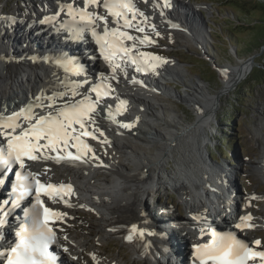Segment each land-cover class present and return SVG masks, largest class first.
I'll use <instances>...</instances> for the list:
<instances>
[{"label":"bare ground","instance_id":"1","mask_svg":"<svg viewBox=\"0 0 264 264\" xmlns=\"http://www.w3.org/2000/svg\"><path fill=\"white\" fill-rule=\"evenodd\" d=\"M19 1H21L22 5H20L18 9L23 12H25L24 9L30 10L31 13L36 12L41 7L39 0ZM42 1L49 2L50 0ZM186 3H179L181 8L179 9L178 15L181 19H179L178 22L189 30L191 39L193 41L194 38L196 39L194 41L195 43L205 46L204 24L203 28H194V25L200 23H198V19L194 16L197 10L194 9L195 12L192 9L190 10ZM172 19L174 21L177 20V18ZM200 20L202 22V19ZM4 22L13 27L17 26L12 20ZM40 25L41 24H36L34 27ZM164 30L170 29H168L166 24L161 20H157L154 24V34L157 35V33H159L158 36L160 37L161 34H164ZM192 30H194V33ZM197 34L200 35L199 38ZM167 36L172 40L175 39L172 35ZM202 36L204 40H202ZM176 41L177 40H175V42ZM7 48H11L13 52L12 56L23 59L24 57L27 59L31 57V52L27 48H24L23 43L18 40H13L8 43L0 42V56L11 55L7 52ZM48 54H50V52H48ZM91 54L96 56L94 47L92 48ZM76 56L80 59L84 57L83 53L78 50L73 52L72 57L67 58V60L75 61ZM125 58L132 60V57L128 55ZM47 59L54 63L64 60L58 59L55 53L50 55ZM248 65V62L245 61L235 67H230V69H233L231 70V75L234 77L233 82H228L226 79H230L231 75L227 76L224 80V87L228 88L230 85L237 83L236 81L246 72ZM20 66L21 67L16 69L14 65L0 62V106L7 105V107H11L13 102H18L20 105L26 100L29 94L33 93V90L38 85L44 83L53 84L47 77L42 76L43 72L47 70L46 68L35 70L30 65ZM173 67L174 68L169 70L171 73L170 76H175L182 80L184 78L183 71L182 74L179 69L175 68L176 64H174ZM92 75L96 83L98 79L101 78L98 70H96L95 73L92 72ZM191 84L193 88L196 86L194 91L196 94L201 95L202 98L190 96L184 98V100L189 104H193L194 108L196 106L199 121L196 125L201 126L205 124H203V122L207 121L205 120L206 117L209 116L211 118L214 115V108L216 107V102H218L220 94H217L219 96H211L200 84L195 82H191ZM163 88L165 89L164 86H158L157 92L163 91ZM124 92L128 94V97L133 99V104L137 105L138 112L144 109V112L141 113L143 115L146 114V116L144 115L143 117H147L145 120L150 129H148L149 131L142 129V125L140 126L137 123H144L145 120L141 118L142 116H139V113L130 109L128 112V121L125 124H132L133 126L130 128L121 127L113 129L112 151L108 152V163L97 169L88 170L86 173L76 170L72 172V178L77 183L82 196L87 201H93L94 198L97 199L93 204V215L95 217V224H97V233L94 237L95 239H91V237H75L73 234H68V225L70 224L60 223L58 224L59 232L62 234V237L68 236V240L64 241L62 239V241L59 242V246L63 251L67 249V251H64L65 257L71 262L74 260L75 262L87 263L89 261L86 259V253H89L92 254L97 264H126V262H123L124 258L112 259L110 261L105 260L103 257L101 258L100 252L96 246L97 244L102 245L105 241L117 240L116 238H119L124 244H127L128 242H125L123 233L131 232L132 227L135 226L138 230H143L145 235L141 238L138 234L133 233L134 239L132 242L128 243V245L134 249V255L138 257V259L135 258L133 260L132 264H141L139 263L140 260L147 261L146 259L149 257L158 264H165L161 259H165L167 256L177 260L179 259V261L182 258L183 264H189L187 256L184 254V246H192V244L190 245L188 243L192 236L190 232L191 227L180 229L182 231L181 235L185 240L183 245H174L173 243V245L165 249L158 244H151V240L148 237V234L152 233L150 223L153 222V227H155V229L159 230L163 235L167 237L170 236L173 239L176 231H173L172 227L167 224L172 223L177 226L179 224L181 225L182 221L177 219L171 221V223H166L161 216L145 209L146 201L155 188H161L167 184V181H164L163 177L160 176L163 172L167 174L168 181L172 183L173 189L182 195L181 198L186 207L185 212L195 214L202 209L218 215L219 212L216 210L217 206H214L211 197L213 194H216L218 201L223 204L224 193L221 187L218 186V181H230L229 178L225 176L226 168L223 165L211 166L207 163V156L202 146L198 144L195 145L194 143L196 137V132L194 131L195 125L188 126L181 124L176 120V117L173 116V118L167 119L164 116L162 108L160 107L161 111L158 110L159 106H157L155 102L157 101L156 94L146 92L143 89L134 90L129 86L125 87ZM148 118L151 121H147ZM143 128L145 127L143 126ZM118 132H120V135ZM196 143H198V141ZM134 144H136L135 147ZM140 144L151 146V148L155 149V153L142 151V149L145 150L144 147H136L140 146ZM173 158H176V171L174 172L168 171L167 169L170 165V160ZM256 165L257 169L264 174V154ZM17 173L18 172H15L14 174ZM229 183L231 187H234L232 181ZM208 187L209 192L206 193L205 191ZM154 194L155 195L152 196L153 201H155L156 196H159L156 195L157 193ZM236 195L240 200V195ZM158 199H156V201H158ZM20 205L25 207L23 202H21ZM166 216L170 215L166 214ZM194 222L196 223V221ZM121 224L124 226L122 231L120 227H117V225ZM112 226H114L116 238L109 232V228ZM260 226L264 230V224H260ZM3 238H5V236ZM94 244H96V246Z\"/></svg>","mask_w":264,"mask_h":264},{"label":"rangeland","instance_id":"2","mask_svg":"<svg viewBox=\"0 0 264 264\" xmlns=\"http://www.w3.org/2000/svg\"><path fill=\"white\" fill-rule=\"evenodd\" d=\"M259 1L181 0V3L187 2L186 5L190 10L192 9L191 6L194 8H196V5L200 6L195 13L198 15L196 16L194 14L198 19V23H200L194 25V28H203L204 24L205 40L203 36L202 40H204L206 47L203 44L198 45L195 43V38L193 41L191 37H186L190 42L189 44L174 34L173 31L164 30V34H161L160 37L156 36L158 38V51L167 54V56H172V61L176 62L175 68L179 69L181 73L183 71L184 78L181 80L175 76H170L171 81H163L162 84L166 85L164 86L165 89L163 88V92H159L160 95H156L157 101L155 102L159 106V111L162 108L164 116L167 119H171L173 116L181 124L188 126L195 125L194 131L196 132V137L194 143L195 145L202 146L207 156L208 164L223 165L227 170L230 163L232 167H236V171L231 170V174L233 172L236 174L235 180L237 185H245L247 178L250 184H253V188L256 191L264 193V174L257 169L256 165L264 154V5L263 3H259ZM17 3L18 5H22L19 0H0V6H7L9 9H15ZM241 6H246L248 9L246 10ZM192 10L194 11V9ZM200 19H202V22ZM239 19L241 21L244 19L243 23ZM192 32L194 33V30ZM233 34L237 36L235 37ZM167 35H172L175 39L172 40ZM199 36L197 34L198 38ZM175 40L177 41L175 42ZM7 52L13 55L11 48H7ZM245 61L249 65L244 75L236 81L237 83L225 88L224 80L232 74L231 70H233L230 67H235ZM233 78V75H231V78L226 80L231 83L233 82ZM253 78H257L256 83L251 81ZM191 82L203 86L211 96L220 94V96L217 95L219 99L214 108V115L211 118L209 116L206 117L205 120L207 121L203 122L205 124L201 126L196 125L199 122L196 106L194 108L193 104H189L184 100V98L190 96L202 98L201 95L195 93L194 88L196 86L193 88ZM141 112H144V109ZM146 112L149 113L148 111ZM144 115L146 116V114ZM144 115L142 113L139 114L145 120L147 117H143ZM225 117H235V125L233 126L230 121H224ZM147 121L151 120L148 118ZM137 124L142 125V129H150L147 126L146 120L144 123L140 122ZM224 138L229 140L230 143L231 141H235V146H228L224 142ZM197 141L198 143H196ZM136 147H144L145 150L142 149V151L155 153V149L151 148V146L140 144V146ZM231 155L236 159L233 160V163ZM175 159L170 160V165L167 167L168 171H176ZM160 176L163 177L164 181H167V184L161 188H155L156 190L154 189L151 192L146 201L145 209L155 214L153 205L157 202L156 199L163 198L164 193H169L171 195V201L175 203V206L178 207V211L181 214H176V218L178 219L179 216L180 218H184V210L186 207L181 198L182 195L173 189L172 183L168 181L169 179L166 173L162 172ZM154 193L159 195L155 197V201L152 200V196L155 195ZM238 195H240L241 199L239 201H241L242 195ZM167 209L170 211L169 208ZM165 213L163 217L169 221L176 220L173 219L174 214L167 213L170 216H166ZM88 221L91 222L90 215ZM95 223V219H93L92 224H73V228L68 234H73L75 237L79 236L80 238L91 237V239H95L94 237L97 233V224ZM150 228L152 233L154 231L159 232L151 224ZM181 232L178 229L173 239L168 236L170 239L167 241V244L169 246L173 245V243L174 245L184 244L185 240ZM159 233L162 234L161 232ZM162 236L164 238L167 237L163 234ZM162 236H158V233H156L150 234L149 238L151 242L154 241L153 243L159 244L163 242L164 238ZM116 239L108 242L105 241L103 244L101 243L102 245L97 244L96 246L94 244L98 248L101 258L103 257L107 261L124 258L123 262H126V264H132L135 258L138 259L133 253L134 249L128 244H124L119 238ZM191 240L192 238L188 241L190 245ZM86 255H89V253ZM150 259H146L147 261L139 259V263L158 264ZM161 261L165 264H175L179 259L177 260L167 256L165 259H161Z\"/></svg>","mask_w":264,"mask_h":264},{"label":"snow or ice","instance_id":"3","mask_svg":"<svg viewBox=\"0 0 264 264\" xmlns=\"http://www.w3.org/2000/svg\"><path fill=\"white\" fill-rule=\"evenodd\" d=\"M90 2L95 3L96 0H85V7H87ZM104 7L108 10L109 14L117 20L123 18L124 27H131L130 20L128 16L125 15V10H132L133 6L126 2V0H118L117 4L112 6H109V4L105 2ZM67 8V16L70 18L71 25L81 23L92 26V35L96 37V43L100 45L101 55H103L106 61H110V57L115 53H123L127 56L132 51V49L126 47L120 39H136L127 33L118 31V29L109 31V29L105 27L104 36L101 37L95 31V22L97 20L103 21L105 25L107 24L105 17L98 14L92 15L83 10L76 13L72 5H68ZM114 8H118L119 11L113 10ZM64 11L65 5L62 4L57 13L53 16L43 17L40 23H51L57 16L63 14ZM140 15H143V13H140ZM173 26L176 27V25ZM77 31H79V29H77ZM137 31L144 32L145 29L137 26ZM157 35H159V33H157ZM109 36L112 37V40L108 39ZM145 41L150 42L149 37L144 36L141 43ZM140 58L143 59L153 71H155L158 66L155 62H168L167 60H162L160 57H148L143 53L140 54ZM132 62L135 64L136 58H133ZM59 63L71 65L75 75H79L80 68L83 67L82 65H77L75 61H69L67 59L61 60ZM136 70L140 71L141 69L137 66ZM114 72L115 68H113V73ZM113 78H115L114 75ZM92 91L96 92L98 98L100 97L101 94L98 89L93 88ZM37 99L40 98L38 97ZM49 99L54 100L56 96L49 97ZM121 103L123 104L124 102ZM49 107H53V105H49ZM94 111V103L90 102V97H85L80 103H74L72 105L66 104L65 107L59 110L55 115L50 112L46 116L42 115L36 117L33 114V105L30 104L26 108H22L18 113H14L8 118L7 122H5L3 118H0V129L10 130L4 131L2 133L3 139H0V176H3L12 165H17L21 170L25 169V158L28 160H36L37 156L34 155V153L39 152L41 148L51 149L55 152L59 150L57 147L58 145L62 148H67L71 143V146L77 148L78 151L81 149L91 151L88 145L83 144L81 137L91 136L93 139L96 138L92 132L87 131L86 126V121L93 124L95 123L90 115ZM109 115H111V113H109ZM19 117L29 120L30 127L22 129L17 134L16 129L20 127L17 122ZM75 125H79V134H77ZM122 126L130 128L133 125L124 124ZM100 135H104L102 131ZM42 140L47 141V143L41 144L40 142ZM84 154H86V152L82 153V155ZM82 155H74L72 152H68L66 157L57 156L56 159L58 161L61 159L77 161L82 158ZM17 176L18 180L15 185V190L18 191L21 198L26 194H30L32 180L35 181L36 204L29 210L32 215V225L30 227L23 226L20 231L16 233L18 243L11 247L10 254L7 258V264H57V257L49 251V245L56 242V233L53 228L49 226V217L59 214L50 212L41 200V195L49 194L53 185L42 184L38 179H35V174L32 172L21 171L17 173ZM68 188L71 190V185H69ZM5 203H8V201ZM39 209H43L42 214ZM250 220V215L241 217L242 223L237 224L236 227H250V224L245 223ZM133 233L138 234L141 238L145 235L143 230H138L133 226L130 234L126 236L129 242L134 239ZM254 243L257 246L261 245L260 240H256ZM194 247V254L196 259L199 260V264H208L209 260L214 261V264H248V261H254L257 258L264 261V251H254L247 244L237 240L230 234H218L213 232L210 242ZM64 251H67V249H64Z\"/></svg>","mask_w":264,"mask_h":264},{"label":"trees","instance_id":"4","mask_svg":"<svg viewBox=\"0 0 264 264\" xmlns=\"http://www.w3.org/2000/svg\"><path fill=\"white\" fill-rule=\"evenodd\" d=\"M258 2V1H257ZM259 3H263V5H264V0H260L259 1ZM242 8H244V9H248L246 6H241ZM246 15H247V13H246ZM242 17H244V15H242ZM240 21H241V19H239ZM243 21H244V19L241 21L242 23H243ZM245 23L247 24V21L245 20ZM230 32V31H229ZM233 33V32H232ZM233 35H235V36H237L236 34H233ZM260 75H261V73H260ZM252 82H254V83H256L257 82V78H253L252 80H251ZM224 121H230L231 123H232V125L234 126L235 125V117H225L224 118ZM224 140V142H226V144L229 146H232V145H234L235 146V141L233 142V141H231V143L229 142V140H227L226 138H224L223 139ZM171 199V198H170Z\"/></svg>","mask_w":264,"mask_h":264}]
</instances>
